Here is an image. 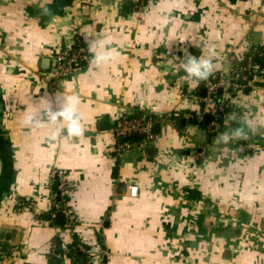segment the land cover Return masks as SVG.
Wrapping results in <instances>:
<instances>
[{
  "label": "crops",
  "instance_id": "crops-1",
  "mask_svg": "<svg viewBox=\"0 0 264 264\" xmlns=\"http://www.w3.org/2000/svg\"><path fill=\"white\" fill-rule=\"evenodd\" d=\"M127 1L0 0V264H59L52 243L68 251L76 238L103 264L105 255L107 264H264V81L227 100L212 133L184 117L212 114L205 84L189 80L178 59L181 48L203 58L214 49V72H229L228 52L264 44V0ZM84 35L119 56L100 67L89 59L52 82L53 55L78 39L87 47ZM57 93L80 97L83 136L50 142L52 126H24L46 107L35 103ZM123 112L154 115L152 146L118 150L113 127ZM233 112L254 129L255 152L235 148L247 139L219 142L236 126ZM54 168L71 182L73 233L63 212L56 218Z\"/></svg>",
  "mask_w": 264,
  "mask_h": 264
},
{
  "label": "built area",
  "instance_id": "built-area-1",
  "mask_svg": "<svg viewBox=\"0 0 264 264\" xmlns=\"http://www.w3.org/2000/svg\"><path fill=\"white\" fill-rule=\"evenodd\" d=\"M254 53L264 59V44L252 45L243 53V56H239L234 51L228 52L225 55V61L231 64L230 71L227 73L215 71L208 80L203 81L207 89V96L204 100L210 104L208 112L213 117L211 125L208 127L210 132L215 133L221 128L220 119H223L226 114L227 100L246 90L255 91L256 83L264 81V66L252 64L251 54ZM89 59V51L80 39L61 48L52 57L53 62L49 70L51 81L55 83L59 79L83 70ZM220 89L223 91L222 94H218ZM191 114L187 111L184 117L187 119ZM197 114L198 118L202 119L206 112H198ZM113 131L119 139L118 150L122 153L135 148L144 150L152 146L157 139L155 118L152 114L133 115L123 112L115 122ZM234 146L240 152L249 151L253 153L257 149V144L251 139L235 143ZM51 176L55 185L53 207L65 214V228L73 233L77 220L76 213L70 204L71 182L63 169L54 168L51 171ZM138 190L137 185H128L129 195L137 196ZM56 248L57 245L52 243V251L55 252ZM76 248L84 253V264H103L102 255L93 251L82 239L79 238ZM72 258L74 264H77L76 256H72Z\"/></svg>",
  "mask_w": 264,
  "mask_h": 264
},
{
  "label": "clouds",
  "instance_id": "clouds-1",
  "mask_svg": "<svg viewBox=\"0 0 264 264\" xmlns=\"http://www.w3.org/2000/svg\"><path fill=\"white\" fill-rule=\"evenodd\" d=\"M41 15H51V9L47 6L41 8ZM87 48L92 52L90 63L100 67L106 65L119 56V52L115 48H108L103 43L100 36L84 35ZM183 58H178L189 80L196 82L206 81L214 72L213 57L214 49H209L207 58L201 56L196 57L190 53L187 48H181ZM46 107H38L36 111L30 112L24 116L23 124L28 128H39L46 123L53 127L52 133L48 140L55 142L59 137L78 138L84 135L85 128L81 123L80 114V97L71 95L62 97L57 93L54 97L42 98L36 105L41 102ZM227 119L235 122V127L230 133L221 134L218 138L220 143L227 144L231 140L247 139L254 129L246 121H242L237 113L233 112L227 116ZM62 125V126H61Z\"/></svg>",
  "mask_w": 264,
  "mask_h": 264
},
{
  "label": "trees",
  "instance_id": "trees-1",
  "mask_svg": "<svg viewBox=\"0 0 264 264\" xmlns=\"http://www.w3.org/2000/svg\"><path fill=\"white\" fill-rule=\"evenodd\" d=\"M132 4V5H131ZM134 5L133 1H127L126 4H124V7H131ZM253 53V52H252ZM252 56V64H256L259 66H264V59L257 55V53L251 54ZM191 116L189 118H187L186 120H188L191 123H195L198 124L202 127H210V123L211 121L208 120L205 116L202 119L198 118V114L196 112H191ZM220 122L223 123V119H220ZM222 129V125L221 128L219 130ZM55 188V185H54ZM79 243V239H75V241L73 243H71L68 247V251L64 250L62 246H60L59 244L57 245V248L55 250V254H56V260L59 264H62V259L68 255V256H76L77 258V264H80V257L84 256V253L81 252L78 248H76L77 244Z\"/></svg>",
  "mask_w": 264,
  "mask_h": 264
},
{
  "label": "rangeland",
  "instance_id": "rangeland-1",
  "mask_svg": "<svg viewBox=\"0 0 264 264\" xmlns=\"http://www.w3.org/2000/svg\"><path fill=\"white\" fill-rule=\"evenodd\" d=\"M141 1V6H143V5H145V4H147L148 3V1L149 0H140ZM208 107H209V105H207ZM224 228V231H222V233H225V235L226 236H230L231 234H230V231L232 232V229H230L229 227H223ZM67 231H69V232H71L70 230H67ZM65 233L66 234H69L68 232H66L65 231ZM221 235V234H220ZM64 240H66V239H64ZM66 242V241H65ZM243 243H245V242H247L248 244H249V246H250V241H248V240H246V241H242ZM255 242H258L259 243V246H260V243L262 244V242L261 241H255ZM66 243H68V242H66ZM253 245V244H252ZM252 245L250 246V247H252ZM255 245H257V244H255ZM63 246V245H62ZM254 246V245H253ZM64 247V246H63ZM256 247V246H255ZM93 251H95V252H99L96 248L94 249L93 248ZM209 257L208 258H210V255H208ZM208 258L206 259L205 258V260L206 261H208L209 262V260H208Z\"/></svg>",
  "mask_w": 264,
  "mask_h": 264
},
{
  "label": "water",
  "instance_id": "water-1",
  "mask_svg": "<svg viewBox=\"0 0 264 264\" xmlns=\"http://www.w3.org/2000/svg\"><path fill=\"white\" fill-rule=\"evenodd\" d=\"M260 84L262 85V83H258V85H260ZM206 92H207V89H206V88L203 89V95H204V96H206V95H205ZM206 117H207V119H208V118L211 119L212 115L207 114ZM103 122H104V121H103ZM103 122H102L101 124H103ZM63 216H64V215H63L62 211H59V212L57 213V215H56L57 221H58V222H61ZM104 262H105V264H107V256H106V255L104 256ZM80 264H84V257H83V256L80 257Z\"/></svg>",
  "mask_w": 264,
  "mask_h": 264
}]
</instances>
